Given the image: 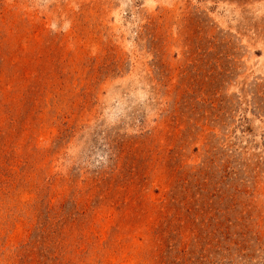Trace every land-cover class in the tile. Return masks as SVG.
Returning <instances> with one entry per match:
<instances>
[{
	"label": "rangeland",
	"instance_id": "rangeland-1",
	"mask_svg": "<svg viewBox=\"0 0 264 264\" xmlns=\"http://www.w3.org/2000/svg\"><path fill=\"white\" fill-rule=\"evenodd\" d=\"M0 264H264V0H0Z\"/></svg>",
	"mask_w": 264,
	"mask_h": 264
}]
</instances>
